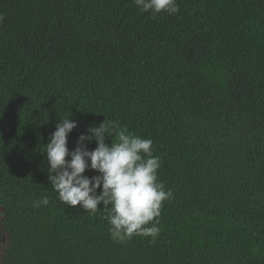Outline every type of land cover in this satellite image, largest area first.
<instances>
[{
  "label": "trees",
  "instance_id": "obj_1",
  "mask_svg": "<svg viewBox=\"0 0 264 264\" xmlns=\"http://www.w3.org/2000/svg\"><path fill=\"white\" fill-rule=\"evenodd\" d=\"M177 4L0 0V264H264V0ZM68 115L70 151L104 119L152 139L154 240L59 201L43 151Z\"/></svg>",
  "mask_w": 264,
  "mask_h": 264
},
{
  "label": "clouds",
  "instance_id": "obj_2",
  "mask_svg": "<svg viewBox=\"0 0 264 264\" xmlns=\"http://www.w3.org/2000/svg\"><path fill=\"white\" fill-rule=\"evenodd\" d=\"M134 4L153 18L161 12L174 15L179 11L177 0H134ZM70 115L59 118L43 151L48 179L59 201L79 205L89 215H95L102 203L105 214L101 218L107 221L114 242L122 243L133 236L154 240L160 232V209L172 193L158 180L160 157L154 155L152 139L104 119L98 126H90L87 135L81 134L77 146L70 151L67 137L76 127ZM105 134L115 136V141L105 143ZM93 139L96 142L93 150L83 146ZM86 169L98 174L88 177L84 175ZM48 204L49 198L42 196L33 202V207Z\"/></svg>",
  "mask_w": 264,
  "mask_h": 264
},
{
  "label": "rangeland",
  "instance_id": "obj_3",
  "mask_svg": "<svg viewBox=\"0 0 264 264\" xmlns=\"http://www.w3.org/2000/svg\"><path fill=\"white\" fill-rule=\"evenodd\" d=\"M0 240H1V232H0Z\"/></svg>",
  "mask_w": 264,
  "mask_h": 264
}]
</instances>
